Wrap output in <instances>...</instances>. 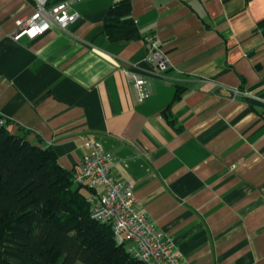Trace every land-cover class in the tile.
Here are the masks:
<instances>
[{
  "label": "crops",
  "instance_id": "crops-1",
  "mask_svg": "<svg viewBox=\"0 0 264 264\" xmlns=\"http://www.w3.org/2000/svg\"><path fill=\"white\" fill-rule=\"evenodd\" d=\"M118 1L72 0L65 30L15 41L35 2L0 0L5 127L68 171L82 136L99 142L184 263L264 264V0H128L141 36L111 41ZM149 40L164 71L144 59ZM122 68L147 79L143 100Z\"/></svg>",
  "mask_w": 264,
  "mask_h": 264
},
{
  "label": "trees",
  "instance_id": "trees-1",
  "mask_svg": "<svg viewBox=\"0 0 264 264\" xmlns=\"http://www.w3.org/2000/svg\"><path fill=\"white\" fill-rule=\"evenodd\" d=\"M103 27L111 41L141 36L128 0L110 6ZM74 183L50 147L1 128L0 264H142L109 224L90 218L84 186Z\"/></svg>",
  "mask_w": 264,
  "mask_h": 264
},
{
  "label": "built area",
  "instance_id": "built-area-1",
  "mask_svg": "<svg viewBox=\"0 0 264 264\" xmlns=\"http://www.w3.org/2000/svg\"><path fill=\"white\" fill-rule=\"evenodd\" d=\"M48 1L34 0V11L27 17L16 19V27L11 34L13 40L18 41L21 37L33 39L51 28L65 30L75 21L77 13L71 7L72 0H62L51 5ZM144 59L155 68V72L166 69V61L155 40H149ZM122 70L131 78L138 100H143V86L147 79L130 73L128 68ZM235 92L248 97L240 89ZM5 123L6 118L0 114V130ZM82 141L87 152L79 168L72 171V179L87 189L90 218L109 224L116 242L124 243L128 252L142 264H188L181 261L171 238L157 230L140 212L134 196V184L115 175L111 154L99 142L85 136H82Z\"/></svg>",
  "mask_w": 264,
  "mask_h": 264
},
{
  "label": "rangeland",
  "instance_id": "rangeland-1",
  "mask_svg": "<svg viewBox=\"0 0 264 264\" xmlns=\"http://www.w3.org/2000/svg\"><path fill=\"white\" fill-rule=\"evenodd\" d=\"M77 184L76 183H74V186H76ZM81 191H82V193H84V194H87V189L85 188V187H81ZM80 264V263H79Z\"/></svg>",
  "mask_w": 264,
  "mask_h": 264
}]
</instances>
